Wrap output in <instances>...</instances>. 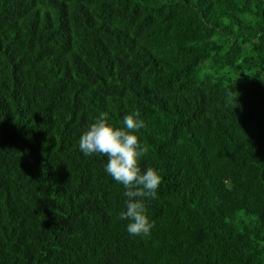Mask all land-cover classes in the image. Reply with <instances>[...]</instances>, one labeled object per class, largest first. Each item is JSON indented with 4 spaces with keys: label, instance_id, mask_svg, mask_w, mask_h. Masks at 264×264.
Wrapping results in <instances>:
<instances>
[{
    "label": "trees",
    "instance_id": "trees-1",
    "mask_svg": "<svg viewBox=\"0 0 264 264\" xmlns=\"http://www.w3.org/2000/svg\"><path fill=\"white\" fill-rule=\"evenodd\" d=\"M135 111L148 237L79 149ZM0 264H264V0H0Z\"/></svg>",
    "mask_w": 264,
    "mask_h": 264
},
{
    "label": "clouds",
    "instance_id": "clouds-1",
    "mask_svg": "<svg viewBox=\"0 0 264 264\" xmlns=\"http://www.w3.org/2000/svg\"><path fill=\"white\" fill-rule=\"evenodd\" d=\"M235 101L237 105V97ZM144 127L138 111L124 116L122 126L110 122L109 114L101 112L79 140V149L85 156L107 157L105 171L123 186L127 198L126 210L119 213L118 219L129 221L127 232L140 237L151 235L154 221L149 218L146 201L157 198L163 180L157 169L141 167L142 159L149 152L138 135Z\"/></svg>",
    "mask_w": 264,
    "mask_h": 264
}]
</instances>
